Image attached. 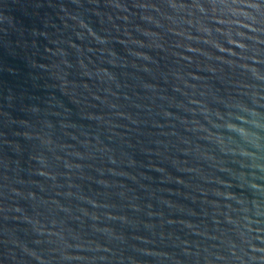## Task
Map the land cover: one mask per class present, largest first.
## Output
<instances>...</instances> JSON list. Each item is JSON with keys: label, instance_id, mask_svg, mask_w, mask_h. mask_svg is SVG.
Wrapping results in <instances>:
<instances>
[{"label": "water", "instance_id": "obj_1", "mask_svg": "<svg viewBox=\"0 0 264 264\" xmlns=\"http://www.w3.org/2000/svg\"><path fill=\"white\" fill-rule=\"evenodd\" d=\"M0 264H264V0H0Z\"/></svg>", "mask_w": 264, "mask_h": 264}]
</instances>
